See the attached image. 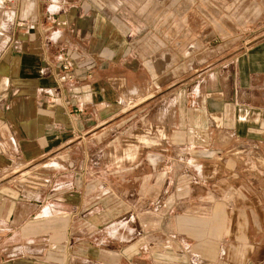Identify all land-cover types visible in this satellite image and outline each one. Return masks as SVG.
<instances>
[{
    "label": "crops",
    "instance_id": "1",
    "mask_svg": "<svg viewBox=\"0 0 264 264\" xmlns=\"http://www.w3.org/2000/svg\"><path fill=\"white\" fill-rule=\"evenodd\" d=\"M178 2L0 6V264H264V198L245 191L236 164L244 150L232 152L228 171L220 145L247 142L264 154V0L239 6L247 34L231 14L237 31L223 30L215 65L203 56L195 72L190 25L175 35L176 9L191 13L192 1ZM160 112L167 138L141 144L159 159L127 179L122 142ZM198 146L212 148L209 158ZM46 157L56 163L40 165ZM128 188L155 190L162 212L113 213ZM191 234L204 239L194 245Z\"/></svg>",
    "mask_w": 264,
    "mask_h": 264
},
{
    "label": "rangeland",
    "instance_id": "2",
    "mask_svg": "<svg viewBox=\"0 0 264 264\" xmlns=\"http://www.w3.org/2000/svg\"><path fill=\"white\" fill-rule=\"evenodd\" d=\"M179 1V2H178ZM182 1V0H181ZM191 13L184 14L183 10L185 8L184 3H181L179 7L176 9L175 13V22H176V29H175V35L177 38H180L181 35L184 32V28L188 25H190V28L187 31L188 36H190L191 42L193 44L192 47V70L195 72L197 69H199L201 62L200 59H203V56H207V63L210 65H215V62L217 61V58H219L220 55H216L219 50L217 49V46L219 45V40L221 39V34L224 30L225 34L235 33L237 31L234 26H232V19L231 14L234 13L239 16L240 24L241 26H244V29L241 28L242 33H248L246 19H247V12L242 11V9H239V6L242 7L243 4H246L247 0H191ZM239 1V2H237ZM178 3H180V0H177ZM166 4H169L165 2ZM178 6V5H177ZM240 10V11H239ZM167 13H162V17H166ZM233 15V16H234ZM186 16V18H184ZM171 15L169 16L168 20L170 19ZM262 18V15L260 16ZM259 17L257 16V20ZM167 20V21H168ZM170 21V20H169ZM235 22V19H234ZM166 24V23H165ZM225 26V28L223 27ZM166 31H167V25L160 28V36L161 38H166ZM183 36V35H182ZM231 44L227 43L226 47H229ZM177 48L182 49V45H178L177 41ZM225 47V48H226ZM201 52H205L204 54L200 55ZM165 116L159 113L156 120H152L150 122H146L144 126L137 127L135 130H132L125 138V140L122 142V160H124L125 165V171L128 172L126 175L127 179L135 178L137 176H140L139 171L140 169L144 170H151L152 162L158 161V152H162L161 150H155L157 153L155 155L151 153H147L148 151H151V148L145 147L143 148L144 151H142L141 144L143 142V138L146 136H157L160 138V140H165L167 138L168 133V122L164 120ZM163 144V142H160ZM223 144V158H222V164L221 167H223L225 170L231 171L233 166L232 163V157L231 154L234 150L242 149L244 150V156L240 158V162H236V164L240 163L241 167L243 168V177L245 178L246 182L249 184L250 188H246L245 191L248 193H251L257 196H261V198H264V154H263V147H253L251 144L247 142H241V143H232L231 142H221L220 145ZM119 148L120 144H116ZM158 147V146H156ZM160 147H162L160 145ZM138 148V149H137ZM164 148V145L163 147ZM253 148V149H251ZM139 151V154L136 153L135 150ZM177 150V149H176ZM212 151V148L209 146H198L196 148V154L203 158H209L204 157L205 155H208ZM226 154H228L226 156ZM177 161L175 162L177 165H181V160H178V157H176ZM19 163V161L16 162V165ZM43 163H56V160L51 159L50 157H46L43 160L39 161V164ZM222 178H225V183L223 184L225 186H229L231 183H233L232 176L228 175L226 173L223 174ZM126 190L125 193H123ZM122 190L121 195H125V207L119 208V206H113V213H120L125 212L127 214H135L138 213H151L152 210L160 211L162 212V209L164 208L163 204H160L158 207L153 205L151 203V197L155 190L151 188H145L144 194L143 190H137L136 188H128ZM221 191V189H218ZM230 190V189H227ZM225 190V192L227 191ZM118 190H116L117 192ZM198 192L201 194L206 191L205 188L199 187L197 188ZM195 192V191H194ZM254 192V193H253ZM119 194V192H117ZM161 193L164 194V190H161ZM127 200V201H126ZM127 202V203H126ZM187 207L186 205H183L179 208L178 211H183V209ZM229 208H232V206H228ZM228 210V209H227ZM232 210V209H231ZM230 213H232V211ZM194 214L197 215H203L207 216L209 215V211L201 206H196L194 209ZM117 221V222H115ZM233 221V215L232 218L229 217V224L228 226H231ZM135 223V221H132ZM111 228L112 230L116 231L117 228H119V220H113L111 222ZM135 230V229H134ZM117 232H113V235H116ZM232 232L230 230L229 235H231ZM192 237L195 239L190 240L191 243L200 244V241L203 237H198L194 234H191ZM205 237V236H204ZM205 238L212 239L210 236H207ZM204 239V238H203ZM200 240V241H199ZM226 240V238H225ZM225 243V242H224ZM196 245V246H198ZM199 247V246H198ZM196 257V255H195ZM197 258V257H196Z\"/></svg>",
    "mask_w": 264,
    "mask_h": 264
},
{
    "label": "built area",
    "instance_id": "3",
    "mask_svg": "<svg viewBox=\"0 0 264 264\" xmlns=\"http://www.w3.org/2000/svg\"><path fill=\"white\" fill-rule=\"evenodd\" d=\"M13 2H14V0H0V6H6V5L11 4ZM64 67L67 68L68 64H65Z\"/></svg>",
    "mask_w": 264,
    "mask_h": 264
}]
</instances>
